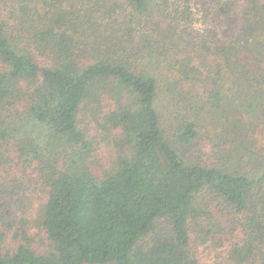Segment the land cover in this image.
<instances>
[{"label": "trees", "instance_id": "16d2710c", "mask_svg": "<svg viewBox=\"0 0 264 264\" xmlns=\"http://www.w3.org/2000/svg\"><path fill=\"white\" fill-rule=\"evenodd\" d=\"M64 1L2 0L12 10L0 20V142L14 144L24 163H37L46 189L39 217L50 246L39 252L20 244L0 253V264H201L192 230L214 235L225 230L223 223L232 238L230 258L264 264V141L250 140L249 116L226 118L225 128L233 127L226 131L229 158L205 163L193 149L196 121L182 123L174 135L165 127L158 97L175 83L161 89L151 67L77 51L69 30L83 25L72 24L83 8L66 17ZM126 1L144 13L154 0ZM206 6L216 14L210 24L222 28L221 49L230 61L231 52L238 58L254 51L259 76L251 77L252 97L264 99V0H209ZM82 33L100 41L89 27ZM231 64L252 66L238 59ZM212 90L208 102L221 108L222 85ZM104 94L117 105L100 124L114 153L102 171L95 167L96 137L80 115ZM18 101L27 110L13 118L9 109ZM214 203L224 212L215 213Z\"/></svg>", "mask_w": 264, "mask_h": 264}, {"label": "rangeland", "instance_id": "374dc122", "mask_svg": "<svg viewBox=\"0 0 264 264\" xmlns=\"http://www.w3.org/2000/svg\"><path fill=\"white\" fill-rule=\"evenodd\" d=\"M207 4L209 0H154L144 13L137 12L126 0H65L62 7L67 11L66 17L73 15L77 8H83L82 18L72 23L81 21L83 25L77 27L76 23V28L69 30L76 39L77 51L122 57L138 67H151L156 70L161 89L175 83L178 92L175 88L160 92L158 97L166 129L174 135L181 130L182 123L196 121L199 131L193 146L196 155L205 163L220 165L229 158L226 153L231 138L226 131L233 130L230 125L225 128L222 124L226 118L236 122L240 112L248 115L249 118L245 117L250 123V140L259 145L264 141V99L252 97L255 90L250 84L251 77L259 76L257 56L252 51L248 56L245 52L234 58L231 52L232 61L238 59L242 64L252 65L232 67L228 53L221 49L224 46L222 28L210 24L216 20V14H212L213 10L208 12ZM11 10V4L0 0V20L9 16ZM86 27L98 35L100 41L94 39V35L84 40L82 32ZM38 57L46 60L41 55ZM216 85H222L224 97H219L222 107L230 105L226 112L208 102L209 93ZM22 86L27 92L28 85L22 83ZM116 105V98L104 94L99 102H88L80 115L81 125L96 137L92 140L94 161L98 163L95 167L102 171L103 165L110 164L114 153L112 144L102 138L105 132L100 124ZM26 110V103L18 101L10 107L9 114L16 118ZM229 110L236 113L229 115ZM0 189L4 215L0 222V253L12 252L20 244L39 252L48 251L50 240L39 217L46 189L40 181L37 163H24L14 144L2 141ZM211 209L215 213L224 212L215 203ZM202 222L206 224L205 219ZM223 224L225 230L214 235L203 229L192 230V250L201 264H242L235 263L229 256L232 238L227 232V223Z\"/></svg>", "mask_w": 264, "mask_h": 264}]
</instances>
